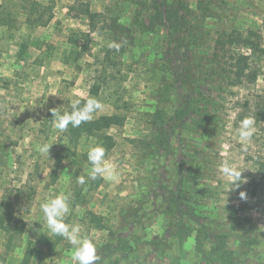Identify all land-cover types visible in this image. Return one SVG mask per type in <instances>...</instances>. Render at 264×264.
Listing matches in <instances>:
<instances>
[{"label":"rangeland","instance_id":"rangeland-1","mask_svg":"<svg viewBox=\"0 0 264 264\" xmlns=\"http://www.w3.org/2000/svg\"><path fill=\"white\" fill-rule=\"evenodd\" d=\"M154 1L179 5L181 27L153 21ZM81 3L123 27L122 54L108 47L112 32L90 30ZM231 30L259 31L264 46V0H0V204L12 202L24 223L11 242L0 230V264H74L73 246L48 232L41 210L59 194L70 195L67 220L95 244L97 264H264V56L250 58L254 83L212 77L217 34ZM89 97L104 104L94 118H122L107 131L119 178L88 179V151L105 146L84 136L52 182L40 148L64 142L50 110ZM245 117L257 131L243 145ZM224 161L241 172L239 187ZM198 227L208 235L202 255ZM221 232L234 253L217 262L207 252Z\"/></svg>","mask_w":264,"mask_h":264},{"label":"trees","instance_id":"trees-1","mask_svg":"<svg viewBox=\"0 0 264 264\" xmlns=\"http://www.w3.org/2000/svg\"><path fill=\"white\" fill-rule=\"evenodd\" d=\"M157 1L153 2L154 13L150 15L151 19L157 22L160 26L175 28L181 27L182 20L179 17V8L175 4L163 3L157 5ZM198 7L202 6V0H197ZM210 10L208 6H205ZM80 12L89 21L91 31L108 30L113 33L115 43L121 45L118 54H122L125 48L129 45L128 35H124L123 27L116 21H108L101 13L92 12L87 4H80ZM212 14V13H208ZM212 17V16H211ZM99 22L101 23L98 27ZM173 26V27H172ZM98 28V29H97ZM86 38L87 35L83 34ZM246 49L250 51V55L241 54L240 52H232L233 48ZM264 56V46L262 45V37L259 31H238L231 30L229 32H220L217 34L214 43V52L210 58L213 67L210 71L212 77H216L220 82H225L229 86H235L242 83H254L258 75L257 69H251L250 58H262ZM81 105L83 103L81 102ZM71 111V106L66 110ZM122 125V118L116 115H102L94 118L91 122L83 123L78 128H72L62 133L63 145L58 148H52L49 151L48 158L51 162V181L55 182L58 179L59 172L64 164L70 159H75L78 156V145L82 137L87 136L97 142L102 141L105 146L106 153L113 147V138L107 131L114 126ZM0 204V230L6 231L9 234V241L14 240L17 234L24 230V223L12 217L13 203ZM13 218V219H12ZM90 223H95L102 228L100 219L96 215H90ZM195 236L193 240V250L199 255L205 253L204 246L207 238V231L203 227L194 229ZM229 232L216 233L211 235V246L207 253L213 254L215 261L221 262L229 260L234 253L230 249L228 239Z\"/></svg>","mask_w":264,"mask_h":264},{"label":"clouds","instance_id":"clouds-1","mask_svg":"<svg viewBox=\"0 0 264 264\" xmlns=\"http://www.w3.org/2000/svg\"><path fill=\"white\" fill-rule=\"evenodd\" d=\"M109 48L119 51L121 45L112 42ZM104 104L95 97H89L86 102L81 105L80 100H74L71 105V111L61 113L57 108L51 109L52 123L55 129L60 133H64L69 129L78 128L83 123L91 122L94 116L102 111ZM238 138L243 145L251 142L257 129L253 117H245L239 122L237 128ZM52 145L44 143L41 145L40 151L49 155ZM87 159L91 165V171L88 179L96 180L97 178L106 181H115L119 178L115 165L106 159V149L102 146H95L87 153ZM222 172L230 175L235 179V187H239L244 181L241 179V172L230 167L227 161L221 165ZM243 181V182H241ZM85 178L80 176L78 183L85 184ZM245 193L241 192V198H245ZM41 210L44 215L48 232L52 236L61 237L73 246L74 252L71 257L74 264H97L100 256L97 254L95 244L82 235V225L78 223H70L67 218L71 215L73 209L71 206V198L69 194H59L49 198L41 204Z\"/></svg>","mask_w":264,"mask_h":264}]
</instances>
